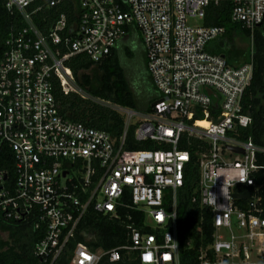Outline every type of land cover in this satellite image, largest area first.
<instances>
[{
  "label": "built area",
  "instance_id": "1",
  "mask_svg": "<svg viewBox=\"0 0 264 264\" xmlns=\"http://www.w3.org/2000/svg\"><path fill=\"white\" fill-rule=\"evenodd\" d=\"M0 1L21 22L10 30L0 56V144L11 149L16 172L13 187L3 185L6 176L0 173V218H32L36 228L43 227L33 248L43 263L53 264L66 251L91 208L127 219L128 242L94 250L79 241L69 264H99L104 257L115 262L123 253L140 264H180L177 192L192 160L180 145H194L198 177L192 201L209 213L213 226L211 242L198 249V264H264V189L255 177L264 168L257 162L264 146L240 132L251 121L241 97L252 62L232 65L210 52L209 43L226 29L203 25L208 5L229 1L231 20L252 41L253 30L264 24V0H78L71 18L60 13L46 34L34 20L42 8L36 0ZM134 30L159 93L149 111L111 105L76 84L66 86L74 80L66 60L85 54L99 62ZM54 78L64 93L75 91L117 110L124 120L121 135L63 117ZM131 127L134 143L145 147L127 148ZM245 192L248 198L233 196ZM122 210L141 213L153 232H141ZM184 244L192 247V239Z\"/></svg>",
  "mask_w": 264,
  "mask_h": 264
},
{
  "label": "trees",
  "instance_id": "2",
  "mask_svg": "<svg viewBox=\"0 0 264 264\" xmlns=\"http://www.w3.org/2000/svg\"><path fill=\"white\" fill-rule=\"evenodd\" d=\"M48 0H36V5L42 8L34 17L39 30L48 33L53 21L60 13H65L71 18L75 12L78 0H65L56 7H48ZM232 3L221 1L218 4H210L206 8L203 18L205 26H224V35L209 43L207 49L212 53L222 54L227 62L232 65H240L251 60L252 76L245 88L241 105L243 112L251 118L246 129L240 130L244 139H251L257 145L264 146V24L256 27L250 33L238 23L231 20L230 13ZM70 20V19H69ZM21 27L17 14H10L0 1V56L5 50V40L11 29ZM246 38L250 42L247 49H238L234 45L235 37ZM65 66L70 69L74 83L92 98H100L109 101L111 105H120L149 111L152 100L138 107L132 90L129 87L124 70L120 65L116 49L99 62L91 61L85 54H76L65 61ZM53 94L59 107V113L71 120L81 122L87 126L104 130L113 136H120L123 131L124 120L122 115L112 106L102 105L91 98H84L75 91L64 93L57 78L53 79ZM195 118H201L197 115ZM133 129L128 131L127 148L136 149L145 147L143 144L134 143ZM194 145H180L191 153L192 160L185 168V179L182 187L177 192V225L179 242L180 264H198V249L200 245H206L212 240L213 226L208 212L201 210L197 202L192 201L195 181L198 177L195 165ZM258 164L264 166V156L258 155ZM6 177L3 185L13 187L15 182V163L11 149L0 144V173ZM257 181L263 180L264 168L255 175ZM239 205L243 201H236ZM262 204L264 206V190L262 191ZM131 215V220L141 232H153L143 223V215L133 210H122ZM124 217V216H123ZM125 222L103 215L89 209L81 219L74 238L70 240L66 251L53 264H69L70 256L79 241H86L96 250L98 248L110 249L127 241V229ZM0 230L8 233L9 240L0 238V264H45L33 252L34 243L43 235V227H35L34 219L28 221H11L0 218ZM90 234L89 240L86 235ZM192 239V247H186L185 240ZM99 264H140L133 257H125L124 253L119 261L109 262L107 257L102 258Z\"/></svg>",
  "mask_w": 264,
  "mask_h": 264
},
{
  "label": "rangeland",
  "instance_id": "3",
  "mask_svg": "<svg viewBox=\"0 0 264 264\" xmlns=\"http://www.w3.org/2000/svg\"><path fill=\"white\" fill-rule=\"evenodd\" d=\"M190 23L200 24L199 20H191ZM234 45L238 49H247L250 42L243 37H235ZM117 56L124 70L125 77L137 100L138 107L143 106L147 101L159 96L146 66L144 48L140 34L137 30L131 32L129 38L118 43L116 47ZM69 88H76L73 81H70ZM0 238L9 240L8 233L0 230Z\"/></svg>",
  "mask_w": 264,
  "mask_h": 264
},
{
  "label": "water",
  "instance_id": "4",
  "mask_svg": "<svg viewBox=\"0 0 264 264\" xmlns=\"http://www.w3.org/2000/svg\"><path fill=\"white\" fill-rule=\"evenodd\" d=\"M155 102L152 103V105L154 104ZM236 152H242V150L240 148H233ZM234 197L236 198H248L249 197V193L248 192H245L243 194H233Z\"/></svg>",
  "mask_w": 264,
  "mask_h": 264
},
{
  "label": "bare ground",
  "instance_id": "5",
  "mask_svg": "<svg viewBox=\"0 0 264 264\" xmlns=\"http://www.w3.org/2000/svg\"><path fill=\"white\" fill-rule=\"evenodd\" d=\"M64 83H66V81H64ZM198 125H201V126H205L207 125V122L205 120H198Z\"/></svg>",
  "mask_w": 264,
  "mask_h": 264
},
{
  "label": "crops",
  "instance_id": "6",
  "mask_svg": "<svg viewBox=\"0 0 264 264\" xmlns=\"http://www.w3.org/2000/svg\"><path fill=\"white\" fill-rule=\"evenodd\" d=\"M125 39H126V38H123L122 41L125 40ZM120 42H121V41H120Z\"/></svg>",
  "mask_w": 264,
  "mask_h": 264
}]
</instances>
